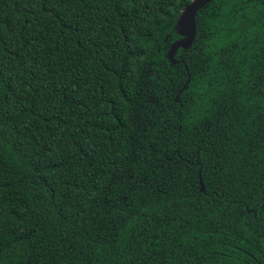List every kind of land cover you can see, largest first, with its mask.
<instances>
[{
  "label": "trees",
  "instance_id": "trees-1",
  "mask_svg": "<svg viewBox=\"0 0 264 264\" xmlns=\"http://www.w3.org/2000/svg\"><path fill=\"white\" fill-rule=\"evenodd\" d=\"M189 2L0 0V264H264V0Z\"/></svg>",
  "mask_w": 264,
  "mask_h": 264
},
{
  "label": "water",
  "instance_id": "water-1",
  "mask_svg": "<svg viewBox=\"0 0 264 264\" xmlns=\"http://www.w3.org/2000/svg\"><path fill=\"white\" fill-rule=\"evenodd\" d=\"M210 0H190L179 12L176 19V33L178 38L174 39L168 46L165 56L167 60L174 64L176 60L174 59V53L178 47L186 48L188 47L195 37V14L198 9L203 7ZM199 189L203 190L200 177L198 176Z\"/></svg>",
  "mask_w": 264,
  "mask_h": 264
},
{
  "label": "snow or ice",
  "instance_id": "snow-or-ice-1",
  "mask_svg": "<svg viewBox=\"0 0 264 264\" xmlns=\"http://www.w3.org/2000/svg\"><path fill=\"white\" fill-rule=\"evenodd\" d=\"M197 3H199V0H196Z\"/></svg>",
  "mask_w": 264,
  "mask_h": 264
}]
</instances>
